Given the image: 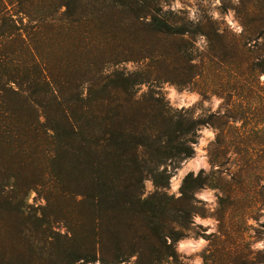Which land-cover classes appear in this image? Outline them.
Listing matches in <instances>:
<instances>
[{
    "label": "trees",
    "instance_id": "trees-1",
    "mask_svg": "<svg viewBox=\"0 0 264 264\" xmlns=\"http://www.w3.org/2000/svg\"><path fill=\"white\" fill-rule=\"evenodd\" d=\"M151 2L0 0V264L176 257L205 177L189 173L179 199L169 180L208 121L156 92L159 67L192 66L194 31L159 4L149 14ZM127 61L142 70L116 68ZM31 190L44 205L27 202Z\"/></svg>",
    "mask_w": 264,
    "mask_h": 264
},
{
    "label": "rangeland",
    "instance_id": "rangeland-1",
    "mask_svg": "<svg viewBox=\"0 0 264 264\" xmlns=\"http://www.w3.org/2000/svg\"><path fill=\"white\" fill-rule=\"evenodd\" d=\"M212 2L181 0L184 7L175 11L164 8L171 5L172 0H152L146 4L149 14L155 13L159 4L161 12H172L184 18L194 31L187 45L192 66L178 62L169 69L159 67L158 71L165 78L159 86L168 83L175 86L178 93L185 89L197 92L201 101L190 108L191 115L193 117L195 110L199 109L198 117L207 119L205 126L214 133L213 139L202 149L209 165L207 171L199 169L205 177V185L196 190L211 191L213 207L209 211L208 201L198 200L191 219L198 215L216 223L195 227L190 224L192 238H202L207 244L185 259L199 256L201 264H264V250L253 251L251 248V244L264 240V223H260V216L264 215L261 211L264 209V85L259 81V76L264 75V0H220L215 8ZM193 7L195 11L190 18L188 9ZM212 12L217 13L216 18ZM228 12L232 13L235 27L224 20ZM98 14L102 15V12L99 10ZM110 14V22L121 17L114 10ZM77 17L79 22L84 21L86 11L80 10ZM58 23L64 24L65 21ZM200 36L204 41L197 47ZM133 63L137 65L135 71L142 70V63ZM146 63L152 64L150 61ZM186 73L192 77L190 84L183 87L180 82ZM144 85L148 89V85ZM210 96L221 100L215 112H211L210 107H203V101L210 100ZM194 157L195 153L190 158ZM188 159L180 163L172 176L177 175ZM170 191L169 184L168 193ZM170 195L175 196V193ZM27 202L35 207L44 205V200L33 190L29 192ZM248 219L258 226L252 228L247 224ZM213 227L214 231L209 232ZM250 230L255 239H246ZM179 256L183 254L176 253L171 262L164 258L153 264H181ZM127 260L116 264H127ZM88 264L105 263L95 261ZM134 264L141 263L136 259Z\"/></svg>",
    "mask_w": 264,
    "mask_h": 264
},
{
    "label": "clouds",
    "instance_id": "clouds-1",
    "mask_svg": "<svg viewBox=\"0 0 264 264\" xmlns=\"http://www.w3.org/2000/svg\"><path fill=\"white\" fill-rule=\"evenodd\" d=\"M220 4V0H213L212 2V7L215 8L217 5ZM184 7V5L181 3V0H172L171 5H165L164 8L167 10L168 8H171L172 11H175L177 9H180ZM65 9H61V11H64ZM195 11V7L189 8V16L192 18V13ZM211 15L213 18L217 17L216 12H212ZM224 20L235 27V25L232 24V13L228 12V14L224 17ZM204 37L200 36L199 40L196 42L197 47H199L201 44H203ZM195 63V61H192ZM117 69L124 68L125 75H127L128 72L135 71L137 68V65L133 63L132 61H127V62H122L121 64L116 66ZM110 71H112V68H106L104 70V73L107 74ZM259 81L261 85H264V75L259 76ZM136 87H139V91L136 93L137 98L142 94L145 93L148 89L147 86L144 84H140ZM157 93H163L164 94V99L168 101L169 106L174 108V109H190L195 105L198 101H201V96L197 92H189L187 89L177 92L175 86H171L168 83H164L162 87L156 89ZM221 103L220 99H217L215 96H210V100H204L203 101V107L209 108L211 112H215L217 106ZM200 115V110L196 109L194 114H193V120L196 119ZM197 135L199 136V139L196 144H191L190 147L193 149L195 153L194 158H190L187 161L184 162V165L181 170L178 171L177 175H173L170 177L169 184H170V193H175V198L179 199L181 196V193L178 191V189L181 187V183L183 179L191 173L193 178L198 176L199 169L203 168L205 171L208 170L209 165L205 162V153L202 151L204 146L208 143V141L213 139V130L207 126H202L200 129L197 131ZM163 171V167L160 169ZM171 171V169H169ZM143 186H144V192L141 195L140 199L144 200L149 193H151L154 188H153V183L150 178L144 179L142 181ZM194 199L196 200H202V201H208V209L211 211L213 207V196L212 192L209 191L208 189H204L200 192H196L193 194ZM31 200L29 199V203ZM264 212V209L261 210ZM39 215V213L37 214ZM216 222L212 219H201L198 215H194L192 217V225L191 227H195L196 225H203V226H209V225H214ZM260 223H264V215L260 216ZM247 224L250 225L252 228L257 227V223L253 221L252 219L247 220ZM179 230V229H177ZM214 231L213 228H209V232ZM188 238H181L176 242L175 245V252L179 254H183V256H179V259L181 261V264H201V258L199 256H196L192 260H186L185 257L190 256L193 253L199 252L206 244L207 241L202 239V238H192V232L187 233ZM251 238L255 239V235L251 230L249 231L248 234H246V239ZM165 241L168 245H172V240L168 237H165ZM251 248L253 251L255 250H264V240H261L259 242L251 244ZM137 256L132 255L128 258L127 264H134L136 261ZM173 257L169 256L168 261L171 262ZM79 264H83V261L81 260Z\"/></svg>",
    "mask_w": 264,
    "mask_h": 264
}]
</instances>
